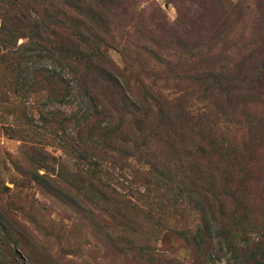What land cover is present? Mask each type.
Returning a JSON list of instances; mask_svg holds the SVG:
<instances>
[{
  "label": "rangeland",
  "instance_id": "1",
  "mask_svg": "<svg viewBox=\"0 0 264 264\" xmlns=\"http://www.w3.org/2000/svg\"><path fill=\"white\" fill-rule=\"evenodd\" d=\"M73 1L57 0L55 29L85 43L89 69L74 74L36 57L23 100L0 67V254L10 249L12 264H254L253 241L235 254L220 228L238 216L264 233V0H81L89 15L78 16L86 17L79 30L69 22ZM37 68L64 76L63 103L41 100ZM93 98L106 118L85 112ZM100 122L125 141L114 166L100 133H89ZM149 156L168 174L169 199H160L165 188L142 195ZM160 203V222L141 216ZM187 228L208 239L209 261L180 239Z\"/></svg>",
  "mask_w": 264,
  "mask_h": 264
},
{
  "label": "trees",
  "instance_id": "2",
  "mask_svg": "<svg viewBox=\"0 0 264 264\" xmlns=\"http://www.w3.org/2000/svg\"><path fill=\"white\" fill-rule=\"evenodd\" d=\"M80 1L81 0H74L69 4H72V8L77 11V16H75L76 14L73 15L72 19L69 20V22H71L70 24L73 25L74 28L76 27L78 30L79 28L81 29L82 27H84L80 24V22L86 18H79L78 16H85V14L89 15L88 8L81 6ZM36 3L42 2L41 0H37V2H35V0H0V18L2 19L0 35L1 37L6 36V39L4 37V41H0V67L7 71L8 77L15 76L16 83L14 84L15 88L13 91L17 97L23 100H26L30 97L33 87H28L31 84L28 83V79H25L24 73L30 72L29 68H31L35 64L36 57L42 60L51 59L60 67L70 69L74 74L77 73L76 71L79 70L82 66H86V69H89L91 67L90 65L92 64V55L87 53L85 43L75 42L74 44H71V41H65L62 37V33L55 29V26L57 24H62L63 22L61 21V18H58L59 10L56 9L57 0L49 2V8H44L40 4L41 8L39 9L36 7ZM20 38L25 39L26 42L18 46L17 42ZM65 42H68L69 44L66 45L64 44ZM35 72H37V74L34 76V78L40 77L39 84L42 87V91L44 92V97L41 100L60 104L69 97L70 89L68 87V82L63 75H59L56 72L55 68H37ZM90 74L91 73H89L88 75ZM0 88H2L1 78ZM84 107L85 112L88 111L90 113H95L94 116L99 115L102 118H106L107 116L104 108L102 106H98L94 98L89 102H86ZM57 113L58 112H47L46 114H44V117L51 116L55 118ZM92 115L90 116L88 114L86 115V119L80 120H84L85 123H87L90 117L92 118ZM182 115L185 118V114ZM67 120L68 119L66 117L62 116L58 121L59 124H63L60 129L63 135L60 134L58 136L62 142L65 141L64 136L69 135L66 130V127H68L69 125L68 123H66ZM54 123L56 122L54 121ZM115 129L116 128L110 126L108 123L104 125L102 124V122H100V124L92 127L89 132L90 134H94V130H96L97 133H100V135H98L97 137H99V139L103 138L102 146H105L104 149L107 150H104V154L112 155L111 157L109 156L110 162H112V166L116 165V162H118L116 161V157L114 155L121 153L119 145L123 142L125 143V141L116 143L118 139L117 129ZM72 139L73 138L70 137L69 140H66V143H71ZM119 157L121 158V160H124L125 156L121 155ZM149 157L151 158V156ZM96 158V160H91L88 164L93 167V170H97L99 167V158L97 156ZM126 159L128 160L129 158L126 157ZM154 160L157 163H153ZM35 164L49 171V168L42 164V162L35 161ZM145 165L150 166V169L152 168V171L148 174V176H144L146 181V192L142 195H144L146 200L149 201V199L152 198L151 194H153L155 191H159L160 189L165 188L166 192L162 194V197H160V199H169L167 193H171V190L168 188V184L166 183V181L169 180L167 178L168 174L164 170H162V167L164 166L160 164V159L157 157H153L150 159V162H147ZM121 167L124 166L122 165ZM86 171L91 172L89 166L86 168ZM94 175L97 174L94 172L93 176ZM106 175L109 177V172H107ZM31 177L38 183L43 179V177L39 174L38 169ZM99 179L100 178H98V182ZM101 180H103V178H101ZM106 185V183L102 184V186L104 187H107ZM152 187L155 188L152 189ZM113 191L117 193L119 201L121 200L123 202V195L118 194L117 190ZM132 199H135V197ZM161 203L159 204L157 211L154 210L153 206H150L148 211H146L147 213L141 212V216L143 218H150L152 220L160 222L161 219L157 217L162 212V207L160 206ZM128 205L129 207L127 209L133 212L134 205H132V202ZM123 206H125L124 202ZM121 215L125 218L131 217V212H125ZM220 233L222 234V241L228 246V251L234 252L235 254L241 253L242 250H246L247 248H249L251 246V241H253L252 256H250L251 261L254 264H264V233L254 232L248 220H245L238 216L228 217L225 220V223L221 225ZM179 237L191 250L199 253L201 255L200 257H203V260H210L212 254L211 247L209 245V242L206 241L208 239H206L205 235H203L200 228H187L185 230L179 231ZM8 250L10 249L5 250V256H2V254H0V264H12L10 261V258L12 257L6 256ZM1 251L3 250L0 248V252ZM14 253L16 254V250L14 251ZM242 263V259L236 260V264ZM174 264L180 263L175 262Z\"/></svg>",
  "mask_w": 264,
  "mask_h": 264
}]
</instances>
